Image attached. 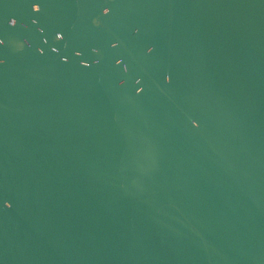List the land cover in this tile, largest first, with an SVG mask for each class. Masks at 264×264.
I'll return each instance as SVG.
<instances>
[{"label":"water","instance_id":"95a60500","mask_svg":"<svg viewBox=\"0 0 264 264\" xmlns=\"http://www.w3.org/2000/svg\"><path fill=\"white\" fill-rule=\"evenodd\" d=\"M0 264H264V0H0Z\"/></svg>","mask_w":264,"mask_h":264}]
</instances>
